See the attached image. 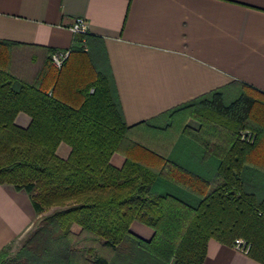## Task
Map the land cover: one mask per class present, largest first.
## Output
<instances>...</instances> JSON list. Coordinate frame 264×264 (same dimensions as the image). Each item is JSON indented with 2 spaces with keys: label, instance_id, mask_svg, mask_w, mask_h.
<instances>
[{
  "label": "trees",
  "instance_id": "obj_1",
  "mask_svg": "<svg viewBox=\"0 0 264 264\" xmlns=\"http://www.w3.org/2000/svg\"><path fill=\"white\" fill-rule=\"evenodd\" d=\"M12 44L0 39V184L25 191L42 216L14 257L10 245L0 250V264H202L209 239L232 246L241 237L264 264V91L235 80L162 114L194 108L215 135L201 156H216L210 173L127 144L131 126L101 37L75 33L60 68L48 48L34 80L10 71ZM19 112L29 125L16 123ZM246 128L253 143L239 137ZM61 142L71 146L66 159ZM116 151L126 156L121 167L110 161ZM134 221L152 238L133 233Z\"/></svg>",
  "mask_w": 264,
  "mask_h": 264
},
{
  "label": "crops",
  "instance_id": "obj_2",
  "mask_svg": "<svg viewBox=\"0 0 264 264\" xmlns=\"http://www.w3.org/2000/svg\"><path fill=\"white\" fill-rule=\"evenodd\" d=\"M77 17L86 18L89 33L104 42L131 126L127 144L144 143L189 169L212 173L216 156H201L215 135L201 128L194 108L169 119L162 114L235 80L264 91V0H0V39L14 43L10 71L34 80L48 48H71ZM187 110L192 114L185 123L174 124ZM30 121L25 112L16 116L21 126ZM56 152L66 159L71 146L61 142ZM125 160L124 151L110 159L116 167ZM40 216L25 191L0 184V250L41 228L40 220L35 226ZM80 229L77 223L71 227L75 234ZM131 231L145 240L154 234L139 221ZM101 253L111 255L105 248ZM202 264L263 263L211 238Z\"/></svg>",
  "mask_w": 264,
  "mask_h": 264
},
{
  "label": "built area",
  "instance_id": "obj_3",
  "mask_svg": "<svg viewBox=\"0 0 264 264\" xmlns=\"http://www.w3.org/2000/svg\"><path fill=\"white\" fill-rule=\"evenodd\" d=\"M71 30L74 33H86L88 32V22L86 18L84 17H77L73 24L71 25ZM71 53V49H66V50H56L52 53V60L54 64L57 67H61L64 63V61L69 57ZM239 137L241 140L248 142V143H253L256 140L257 133L253 131L252 129L246 128L242 129L239 133ZM235 249L238 251L248 254L250 248H251V243L247 241L245 238H238L234 241L232 245Z\"/></svg>",
  "mask_w": 264,
  "mask_h": 264
},
{
  "label": "rangeland",
  "instance_id": "obj_4",
  "mask_svg": "<svg viewBox=\"0 0 264 264\" xmlns=\"http://www.w3.org/2000/svg\"><path fill=\"white\" fill-rule=\"evenodd\" d=\"M52 63L54 64L53 60H52ZM54 66H56V65L54 64ZM56 67H57V66H56ZM58 68H60V67H58ZM27 80H28V79H27ZM192 113H194V110H193ZM192 113H190L189 110H187V112L184 114V116L182 117V119H179V120H177V121L175 120V121H174V124L178 123V121H179V125H178V126L182 125L183 123H185V120H186V119L189 117V115H191ZM171 122H173V121L171 120ZM151 129H152V130H156L157 128L154 127V128H151ZM52 209H53V207L48 208V209L46 210V213L50 212ZM262 214H264V212H262ZM39 220H40V218L37 219V221H36V225H35V226H37ZM34 230H35V229H34ZM34 230H33V228L30 229V230H28V231L26 232V235H25V236H23V237L17 239L16 241H14L13 243L10 244V247H11V248H10V251L8 252V259H11L12 257H14V256L16 255V253L18 252V249L24 244L25 240H26V242H27V241L30 239V237L33 235Z\"/></svg>",
  "mask_w": 264,
  "mask_h": 264
}]
</instances>
